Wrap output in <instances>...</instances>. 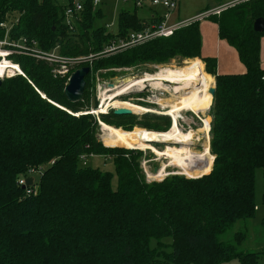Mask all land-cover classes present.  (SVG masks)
<instances>
[{
    "label": "trees",
    "instance_id": "trees-1",
    "mask_svg": "<svg viewBox=\"0 0 264 264\" xmlns=\"http://www.w3.org/2000/svg\"><path fill=\"white\" fill-rule=\"evenodd\" d=\"M74 1L0 0V25L11 20V39L36 43L47 52L59 47L60 56L78 58L161 20L139 17L136 7L122 9L117 33H112L107 26L93 28L103 12L93 0H79L84 9L70 27L65 10ZM258 18H264V0H244L209 17L220 38L237 50L244 73L220 74L217 58L202 56L197 20L169 37L93 60L79 102L65 95L68 77L59 74L61 63L22 55L18 65L23 75L6 77L0 85V264H263L264 250L241 249L245 232H237L231 242L221 240L237 220L255 217L258 170L264 179V31L254 30ZM6 31L0 26V40ZM176 57L195 59L189 63L193 77L215 78L214 165L212 169L209 153L206 168L210 166L203 173L211 172L201 178L168 176L148 182L138 161L141 151L109 147L136 148L138 142L123 133L137 134H130L136 126L165 132L172 127L170 118L113 110L97 118L89 112L97 109L90 76L102 69L165 64ZM66 66L70 74L82 67ZM99 121L122 133L103 140L109 147L98 137ZM82 155H110L117 187L112 172L84 164ZM31 169L41 171L39 181L20 185ZM261 227L264 232V221ZM165 239L172 240L170 252Z\"/></svg>",
    "mask_w": 264,
    "mask_h": 264
},
{
    "label": "rangeland",
    "instance_id": "rangeland-1",
    "mask_svg": "<svg viewBox=\"0 0 264 264\" xmlns=\"http://www.w3.org/2000/svg\"><path fill=\"white\" fill-rule=\"evenodd\" d=\"M59 4L62 5H67L68 0H56ZM161 9L159 7H142L138 9V16L141 18H146L149 19L152 14L154 9ZM97 9H101L103 12V15L101 17H95L94 22H93V28H98V27H104L107 26L109 31H112V33H117V22H118V16L119 13L122 9H132V6L130 4H127L123 0L118 1V0H105L102 4H100ZM209 23V24H214L212 20L209 18L201 20V23ZM113 23V26H109ZM5 27L1 26L2 28L7 29L6 35L8 33V42L10 43H20L21 47L17 46H11V45H5V46H0V51L1 50H8V56L4 59H7L9 62H12L18 66V61L19 58L24 55H32L35 57H43L45 58L44 53H56L59 54V47L53 49L52 51H42L40 50L37 46L36 43L33 44H26L24 43L23 45L21 44L22 42L13 40L10 37V32H11V27L13 26V23L11 20H6L4 21ZM215 25V24H214ZM6 35L4 39L6 38ZM2 39V40H4ZM117 39V38H116ZM115 39V40H116ZM1 41V40H0ZM108 46L105 48L101 49L102 51L100 52H95L93 54H90L93 56L91 60V66L93 60H99L104 57H108L111 54L114 53H108L106 55L102 53H106ZM1 51V52H3ZM4 53V52H3ZM7 55V54H6ZM203 55V54H202ZM205 56V55H204ZM203 56V57H204ZM2 56H0L1 58ZM37 57V58H38ZM62 58V56H61ZM63 59V58H62ZM2 60V61H3ZM45 60V59H44ZM1 61V62H2ZM195 61V59H183L181 57H176L169 63L165 64H157V63H143L139 64L136 66H131V67H122V68H113V69H102L98 70L90 76V95H91V100L92 103L95 104L97 103V108L100 110V107L102 106V100L103 97H109L110 95H115L119 91H121L129 82H132L136 79H140L146 74H155L162 70L163 68H185L187 67V72L192 77V79L195 80H200L202 85H198V89L196 87V84H190L186 90H181L179 93H175L177 87H183V85H173V84H166L165 88H157L155 86H152L151 84H146L143 87L136 86L126 93L120 95L118 98L120 101H128L132 104L138 105L144 109H147L148 111L146 112H138L134 113L135 115H138L142 117L145 114H154V115H161V116H166L169 117L173 125H176L178 128L183 133H188L190 131H193L194 136L193 140H191L190 144L188 145L189 148H191L195 152H199L204 155V163L202 169L199 171L197 169H194L192 171H186L183 172L179 167L171 164V160L165 157H160L155 149L160 152L165 149L166 146H178V143H169V142H164V143H151L152 145L145 146L141 142H138L136 138H139L140 136H143V138H140L143 142H145V133L148 129H145L143 127L136 126L133 129V132L130 134H134L137 132L135 135H129V134H122L119 131H117L114 127V132H110L106 130L101 121H99V124L101 126L100 131H99V139L102 142V144L105 147L106 146L103 142L108 141L114 137H116L118 134L126 135L127 137H130L134 139L135 141L137 140L138 144L137 147L139 148H127L123 146H114V147H109V148H118V149H127V150H133V151H141L142 156L138 157V161L146 175L147 181L148 182H162L166 177L168 176H182V177H187V178H192L191 176L197 177L198 175H201L210 165H214V156L211 154L210 151V143H211V128H212V123H213V112H212V105H213V97L209 93V90L212 87H215L216 81L215 78L212 77H193L189 73V63ZM70 63V66H74V63H71L70 61L64 60V62H61L62 67L60 68L61 71L64 70L65 64L64 63ZM202 62V61H201ZM50 63H55L54 61H51ZM203 63V62H202ZM85 65V64H84ZM204 65V63H203ZM84 67V66H83ZM21 69V68H20ZM203 74H205V65L202 70ZM23 73V72H22ZM6 74L9 75H16L19 74L18 71L11 70L7 72ZM5 74V75H6ZM91 74V73H90ZM207 76V75H206ZM7 76H5L6 78ZM197 78V79H196ZM213 79L212 80L210 79ZM208 79V80H207ZM208 85H207V83ZM126 84V85H125ZM123 86V87H122ZM176 87V88H175ZM117 88V89H116ZM113 89V90H112ZM174 89V90H173ZM195 89H197L199 94H203L204 99L200 103V105L194 109H188L187 111H180V112H175L174 114L170 115H164L162 112H164V108L160 107L158 104L153 103V102H163L165 106L173 104L177 99L180 98V96H183L184 99L190 98L192 94L195 93ZM169 93V94H168ZM172 95V96H171ZM210 95V97H209ZM163 96V97H162ZM165 96V97H164ZM176 96V97H175ZM160 99V100H159ZM157 100V101H156ZM114 107H119V106H114ZM114 107H111L109 111L114 110ZM93 110H97L96 108L92 107V110L89 111L90 113H93ZM108 111V112H109ZM97 118H99V114L95 113ZM107 113V112H106ZM105 124V123H104ZM123 130V129H122ZM201 138V139H200ZM205 138V139H204ZM207 138V139H206ZM149 146H154V149L150 148ZM183 148V146H180ZM186 147V146H185ZM181 148V149H182ZM211 154L209 156H212V163L208 165L206 168V157L208 154ZM214 159V160H213ZM87 165H90L93 168H99L103 171H109L114 174L112 184L113 187L116 188L118 184V176L115 171V165L113 162V159H111L110 155H93L89 156L87 159ZM167 168V174L162 176V177H155L152 178L153 176V171L154 168L158 167L159 169L163 167ZM41 173L35 172L32 173L29 177L34 179V182H38L40 178ZM157 179V181L155 180ZM263 189H264V179H263V173L261 170L257 171V177H256V202L258 205L257 211L255 213V217L250 220H237L230 229L226 233H224L221 236V240L224 242H231L233 240L234 235L237 232H245L247 237L243 245L241 246L242 250H247V251H261L264 250V232L261 227L262 221H264V204L262 203V195H263ZM171 239H165L163 240L164 245H165V250L170 252L171 249L168 246V244L171 243ZM166 243V244H165ZM153 245H157L156 241H152ZM262 263L264 264V256L262 259ZM222 264H237V261H230V262H224Z\"/></svg>",
    "mask_w": 264,
    "mask_h": 264
},
{
    "label": "bare ground",
    "instance_id": "bare-ground-1",
    "mask_svg": "<svg viewBox=\"0 0 264 264\" xmlns=\"http://www.w3.org/2000/svg\"><path fill=\"white\" fill-rule=\"evenodd\" d=\"M1 51H0V56H5L6 54L3 53L4 51L3 52ZM187 67L185 68H165V69L163 68L162 70H160L159 72L155 74H146L140 79H136L132 82H129V84L127 85L125 84L126 86L121 91H119L117 94L110 95L109 97H106L105 95V97H103L102 106L100 107V110L99 109L93 110V113L94 111H96L95 113L97 114L106 113L109 111L111 107H114L116 105L119 107H114V109L124 108L128 110H132L136 113L145 112V111L147 112L148 111L147 109H144L138 105L132 104L128 101H120L118 98L120 95L126 93L127 91H129L130 89L136 86L143 87L146 84H151L152 86H155L157 88L169 89L165 87L166 84L183 85V87L181 88L177 87L175 93H179L183 89L186 90L187 87L193 83V84H196V87L198 89V85H202L203 82H201L200 80L192 79V77H190V75L187 72ZM11 70L21 71L19 66H17L16 64L12 62H9L7 59H4L2 62H0V78L5 76V74ZM197 89H195L196 90L195 93L192 94L190 98L184 99L183 96H180L179 99H177L173 104L168 105V106H165L163 102H160L161 101L160 99H159L160 101L153 102V103H156L160 107L164 108L163 109L164 112H162V114L164 115H170V114H174L175 112H180V111L183 112V111H187L188 109H194L198 107L204 99L203 94L202 95L199 94L200 92H198ZM102 125L106 130L110 132H114V129L111 126L104 124V123H102ZM193 136H194L193 131H190L188 133L187 132L183 133L180 130V128H178L176 125H173L168 131H165V132L147 130L145 133V142H143L139 138H136V139L138 140V142H141L145 146H147V144L152 145L151 143H149V141H152V140H158V141L169 142V143H178L179 144L178 146H172V145L169 146L168 144V146H166L163 151L158 152L156 149L155 151L160 157H165V158L170 159L171 164L179 167L183 172H186L189 170L192 171L194 169H197L200 171L203 167L204 155L199 152L197 153L193 151L191 148H189L188 145L190 144L191 140H193ZM180 146H183V148ZM149 147L154 149V146H149ZM166 174H167V168L164 166L163 168L159 170L157 174H153L152 178L162 177Z\"/></svg>",
    "mask_w": 264,
    "mask_h": 264
},
{
    "label": "built area",
    "instance_id": "built-area-1",
    "mask_svg": "<svg viewBox=\"0 0 264 264\" xmlns=\"http://www.w3.org/2000/svg\"><path fill=\"white\" fill-rule=\"evenodd\" d=\"M105 0H93V6L94 8H97L100 4H102ZM121 1V0H118ZM124 2H126L127 4H130L132 7H136V8H142V7H158L161 6L165 9H167L168 13L172 12L174 10H176L179 6V1L180 0H123ZM84 9V5L81 1L76 0L73 2V4L68 5L66 7L65 10V22L68 26L73 27L75 20L77 19V17L79 16V14L83 11ZM215 13H220V10H216V11H212ZM210 12L205 13L204 16L208 15ZM203 15H201V17H204ZM167 18V16L165 17ZM191 22L185 23L183 25H175V26H170L166 23L165 19L161 20L159 23L157 24H153L149 27H147L146 29L142 30V31H132L130 32L126 37H121V38H117L115 41H113L107 48L106 53H102L104 55L108 54V53H117V52H121V51H125L127 49H131L137 46H140L146 42L152 41L156 38L159 37H169L171 36L174 31L180 27L186 26ZM114 24L111 23V25L109 26H113ZM1 26L5 27L4 23L1 24ZM24 41V40H23ZM22 45L24 43H21ZM5 45H11L13 46H19L21 47L20 43H17V45L15 43H10L8 42V33L6 35V38L4 40L0 41V46H5ZM3 51V50H2ZM8 50H4V53L7 54L5 56H2L0 58V62L3 60V58H6L8 56ZM45 56V60L51 62L54 61L55 63H61L64 62V60L67 59V61H70L71 63H74L73 65H81L83 66H87V64L90 68H92L91 66V60L93 58L92 55L89 56H83V57H78V58H64L60 56V54H56V53H44ZM38 57V56H37ZM43 59V57H38ZM65 64V68L63 71H59V74L62 76H67L68 77V81L70 79V76L72 74H70L71 70L70 68H68L66 66V64H70L68 62L64 63ZM85 64V65H84ZM19 66V65H18ZM19 74L23 73L21 71H18ZM5 76L7 77H12L14 75H9L6 74ZM5 76H3L0 79H4ZM93 156V155H90ZM89 158L88 155H82L81 156V160L83 161L84 164H87V159ZM35 172H39L41 173L40 170H36V169H31L28 172V178L32 173ZM27 177H21L19 179V184L20 185H26L27 182ZM33 179V178H32ZM34 181V179H33Z\"/></svg>",
    "mask_w": 264,
    "mask_h": 264
},
{
    "label": "crops",
    "instance_id": "crops-1",
    "mask_svg": "<svg viewBox=\"0 0 264 264\" xmlns=\"http://www.w3.org/2000/svg\"><path fill=\"white\" fill-rule=\"evenodd\" d=\"M244 0H180L176 10L169 12L167 9H154L151 17L156 16L161 20L165 19L170 26L183 25L188 22L200 21L202 33V56L216 57L218 62V73L233 74L244 73L246 68L239 58L237 50L219 36L217 23H201V20L209 18L211 15H219L212 11H223L226 8L240 3ZM210 12L204 16L205 13ZM201 15L204 17L202 18ZM167 16V18H165ZM150 17V18H151ZM146 19V18H143ZM160 20V21H161ZM261 64L264 69V37L261 40Z\"/></svg>",
    "mask_w": 264,
    "mask_h": 264
},
{
    "label": "water",
    "instance_id": "water-1",
    "mask_svg": "<svg viewBox=\"0 0 264 264\" xmlns=\"http://www.w3.org/2000/svg\"><path fill=\"white\" fill-rule=\"evenodd\" d=\"M254 30L258 33H262L264 31V18H258L255 22H254ZM91 73V68L89 66H84V67H80L78 69H76L72 75L70 76V79L65 87V95L67 97V99L71 102H79L82 101L84 98V92H85V88H86V76L89 75ZM2 79H0V85L2 84ZM210 94L212 95L213 99L216 93V86L212 87L209 90ZM98 109V108H97ZM115 114L118 115H122V114H134L136 112L132 111V110H128V109H124V108H120V109H114L113 110ZM100 114H106V113H99ZM149 143H164L163 141H158V140H152L149 141ZM212 169H213V165H212ZM211 169V170H212ZM159 168L156 167L154 168L153 174H157L159 172ZM211 172V171H210ZM208 173H204L200 176L197 177H192V178H201ZM33 183V179L32 178H28L27 182H26V186H31Z\"/></svg>",
    "mask_w": 264,
    "mask_h": 264
}]
</instances>
